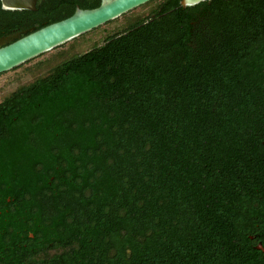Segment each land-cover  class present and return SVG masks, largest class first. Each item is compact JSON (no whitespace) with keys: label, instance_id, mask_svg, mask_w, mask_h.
Here are the masks:
<instances>
[{"label":"trees","instance_id":"obj_1","mask_svg":"<svg viewBox=\"0 0 264 264\" xmlns=\"http://www.w3.org/2000/svg\"><path fill=\"white\" fill-rule=\"evenodd\" d=\"M38 69L0 131L36 162L54 228L81 229L75 257L264 264V0H164Z\"/></svg>","mask_w":264,"mask_h":264},{"label":"flooded vegetation","instance_id":"obj_2","mask_svg":"<svg viewBox=\"0 0 264 264\" xmlns=\"http://www.w3.org/2000/svg\"><path fill=\"white\" fill-rule=\"evenodd\" d=\"M92 1L34 0L31 4L29 0L23 7H17L10 1L0 0V48L66 19L76 8L83 9L80 6ZM63 15L64 18H58ZM31 83L17 86L0 103ZM4 135L0 131V264H84V258L74 255L83 250L81 229L69 235L65 228H54L48 202L52 196L37 191L36 162L14 160L12 148L6 151L4 146ZM258 238L250 236L249 239ZM252 247L264 254L261 243Z\"/></svg>","mask_w":264,"mask_h":264},{"label":"water","instance_id":"obj_3","mask_svg":"<svg viewBox=\"0 0 264 264\" xmlns=\"http://www.w3.org/2000/svg\"><path fill=\"white\" fill-rule=\"evenodd\" d=\"M5 1H10L17 7H23L29 0ZM30 1L31 4L34 3V0ZM150 1L152 0H100L99 6L96 8H76L74 13L66 19L49 24L1 47L0 74L111 22ZM204 1L206 0H180V6L185 8Z\"/></svg>","mask_w":264,"mask_h":264},{"label":"rangeland","instance_id":"obj_4","mask_svg":"<svg viewBox=\"0 0 264 264\" xmlns=\"http://www.w3.org/2000/svg\"><path fill=\"white\" fill-rule=\"evenodd\" d=\"M163 1L164 0H152L111 22H108L94 30H91L51 51L42 54L37 58H34L0 75V100L3 97L8 96L9 93L17 86L33 82L39 75H42L45 70L38 71L40 64L49 59L51 61V59L56 55L57 52H60V50H73L75 54L87 51L95 44H99L105 36L124 29L128 23L134 20L146 17Z\"/></svg>","mask_w":264,"mask_h":264}]
</instances>
